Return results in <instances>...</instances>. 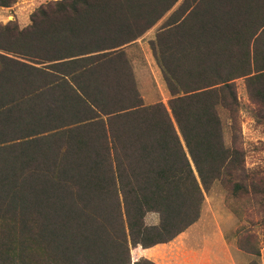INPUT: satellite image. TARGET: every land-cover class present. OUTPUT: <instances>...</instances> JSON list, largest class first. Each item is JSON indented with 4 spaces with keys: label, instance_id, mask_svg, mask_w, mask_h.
Wrapping results in <instances>:
<instances>
[{
    "label": "trees",
    "instance_id": "1",
    "mask_svg": "<svg viewBox=\"0 0 264 264\" xmlns=\"http://www.w3.org/2000/svg\"><path fill=\"white\" fill-rule=\"evenodd\" d=\"M159 21L169 99L144 105L124 48ZM239 79L264 127V0H56L0 25V264H153L130 250L184 232L214 182L258 217L235 232L258 256L264 171L244 166Z\"/></svg>",
    "mask_w": 264,
    "mask_h": 264
},
{
    "label": "rangeland",
    "instance_id": "2",
    "mask_svg": "<svg viewBox=\"0 0 264 264\" xmlns=\"http://www.w3.org/2000/svg\"><path fill=\"white\" fill-rule=\"evenodd\" d=\"M47 1L56 0L18 1L8 9H0V25H3L7 21H15L19 27H23L27 23V15L37 5ZM161 21L149 30L145 38L141 40V46H143V42L147 44L153 38V34L161 24ZM144 54L146 58L142 54V51L139 55L135 56L134 54L130 57L134 77L139 82L138 86L136 84L138 91L140 90L139 94L141 96V90H144V93L149 95L154 94L156 96L155 103L160 102L166 106L169 95L161 81L159 70L151 54ZM140 55L141 57H139ZM234 85L238 102L235 120L238 128L239 147L244 154V166L249 169L255 168L264 171V127L256 123L253 116L255 106L250 103L246 96L243 80H236ZM229 122L230 120L227 117H222L223 139L226 145H229L230 142ZM231 207L232 205L227 199V191L220 183L214 182L207 192H203V202L197 221L169 242L168 245L170 247L173 245V248H170L174 255L173 258L177 260L167 261L166 264H191L189 252L192 250L200 251L203 245H214L216 247L225 245L234 254L233 260L236 264H260L261 261L264 263V243L260 248L261 251L259 250L258 256L245 254L236 248V230L239 226L245 224V220L254 223L258 217L252 215L247 219L245 217L238 218L231 210ZM144 222L147 225L156 224L157 216L147 214ZM251 230L257 235L258 239L261 238L258 226L251 228ZM143 253L137 248L131 249V260L142 257ZM214 254L217 255L220 252L216 251ZM212 264L221 263L216 260Z\"/></svg>",
    "mask_w": 264,
    "mask_h": 264
},
{
    "label": "crops",
    "instance_id": "3",
    "mask_svg": "<svg viewBox=\"0 0 264 264\" xmlns=\"http://www.w3.org/2000/svg\"><path fill=\"white\" fill-rule=\"evenodd\" d=\"M20 1L25 2V0H20ZM0 9H2V8H0ZM26 19H27V23L24 24L23 26L28 24V15H27ZM148 32H146L140 39L136 40L134 43H132V44H130L124 48V52H125L126 57L130 63H131L130 57H132V55H134V54H135V56H137L142 51V54L144 55L145 58H146V55L144 53L150 54V51L148 52L149 49H148V45L146 44V42H143L144 44H143V46H141V40L143 38H145V35ZM144 50H145V52H144ZM139 57H141V55ZM132 71L134 72V70H132ZM150 72H152V71L150 70ZM134 78H135V82L138 86L139 82L137 81L136 77H134ZM142 89H144V87H142ZM141 91H142L141 98H142V102L144 105H151V104L155 103L156 96L154 94L149 95L147 93H144V90H141ZM168 244H169V242L166 244H163V245H156V246H153V247L148 248V249H141L140 247H136V248L139 249L141 252H144L142 257H139V258L146 259V260L152 262L153 264H166L167 261L171 262V260H177V259L173 258L174 255H173V252L171 251V249L173 248V245H172V247H170V245H168ZM216 251L220 252V254H217V255L214 254V252H216ZM189 254L191 257V261H192L191 264H200V263L212 264L216 260L220 261L221 264H236L235 261L233 260L234 254L225 245L224 246H218V247H216L214 245H203L202 249L200 251L192 250L189 252ZM260 264H264L263 261H261Z\"/></svg>",
    "mask_w": 264,
    "mask_h": 264
}]
</instances>
